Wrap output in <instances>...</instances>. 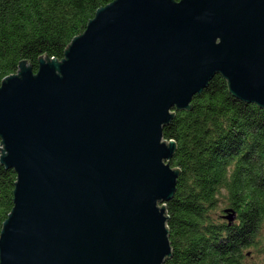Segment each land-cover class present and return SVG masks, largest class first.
I'll return each mask as SVG.
<instances>
[{"label": "water", "instance_id": "95a60500", "mask_svg": "<svg viewBox=\"0 0 264 264\" xmlns=\"http://www.w3.org/2000/svg\"><path fill=\"white\" fill-rule=\"evenodd\" d=\"M63 44L0 83V264H164L180 171L163 127L215 75L264 110V0H114Z\"/></svg>", "mask_w": 264, "mask_h": 264}, {"label": "trees", "instance_id": "16d2710c", "mask_svg": "<svg viewBox=\"0 0 264 264\" xmlns=\"http://www.w3.org/2000/svg\"><path fill=\"white\" fill-rule=\"evenodd\" d=\"M112 1L0 0V83L17 73L18 61L34 73L40 56L61 61L63 42L83 34ZM190 108L173 110L162 130L176 144L168 163L180 171L165 204L171 256L164 264H251L264 256V110L233 97L220 75ZM14 182L15 172L0 165V232ZM227 209L236 213L232 224L223 219Z\"/></svg>", "mask_w": 264, "mask_h": 264}, {"label": "rangeland", "instance_id": "374dc122", "mask_svg": "<svg viewBox=\"0 0 264 264\" xmlns=\"http://www.w3.org/2000/svg\"><path fill=\"white\" fill-rule=\"evenodd\" d=\"M250 263L251 264H264V256H257V257L253 256L252 258H250Z\"/></svg>", "mask_w": 264, "mask_h": 264}]
</instances>
